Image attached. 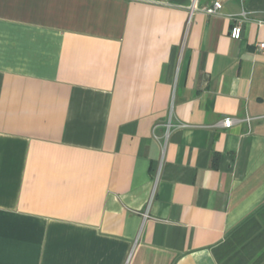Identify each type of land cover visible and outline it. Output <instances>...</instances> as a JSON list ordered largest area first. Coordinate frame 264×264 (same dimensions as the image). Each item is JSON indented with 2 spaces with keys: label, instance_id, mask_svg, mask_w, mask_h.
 Instances as JSON below:
<instances>
[{
  "label": "crops",
  "instance_id": "crops-1",
  "mask_svg": "<svg viewBox=\"0 0 264 264\" xmlns=\"http://www.w3.org/2000/svg\"><path fill=\"white\" fill-rule=\"evenodd\" d=\"M215 1L0 0V264H264V0Z\"/></svg>",
  "mask_w": 264,
  "mask_h": 264
},
{
  "label": "built area",
  "instance_id": "built-area-1",
  "mask_svg": "<svg viewBox=\"0 0 264 264\" xmlns=\"http://www.w3.org/2000/svg\"><path fill=\"white\" fill-rule=\"evenodd\" d=\"M222 9H223V3L220 0H216L212 6L205 8L204 10L210 14H219L222 12ZM192 10H193V7L191 8V11ZM248 18L249 17L247 15V12L245 11L240 14L239 18H235L233 24L231 25V29H230L231 37L235 39H240L242 37L243 28H242L241 23L243 20L248 19ZM259 48L264 50V42L259 44ZM235 120H236L235 118L231 116H227L222 121H220V124L224 125L225 127H231L235 123ZM246 120L250 122L251 117H247ZM166 137H168V132H167Z\"/></svg>",
  "mask_w": 264,
  "mask_h": 264
}]
</instances>
